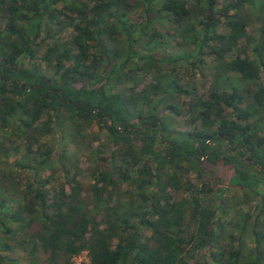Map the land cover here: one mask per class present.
Instances as JSON below:
<instances>
[{
    "label": "trees",
    "instance_id": "1",
    "mask_svg": "<svg viewBox=\"0 0 264 264\" xmlns=\"http://www.w3.org/2000/svg\"><path fill=\"white\" fill-rule=\"evenodd\" d=\"M247 6L264 18V0H0V155L19 143L28 164H16L33 170L25 183L3 174L2 190L20 196L7 200L13 208L0 200V232L15 238L8 221L30 228L29 251L49 264L82 251L92 264H264V135H256L264 131V36L255 57L239 43ZM174 44L176 57L158 56ZM178 67L208 70L206 97L175 79ZM144 74L151 79L140 92ZM161 106L190 127L174 151L157 135L161 126L167 138ZM93 123L105 143L82 133ZM128 126L141 138L121 132ZM76 151L93 159L87 185L77 179ZM6 259L0 264L13 262Z\"/></svg>",
    "mask_w": 264,
    "mask_h": 264
},
{
    "label": "rangeland",
    "instance_id": "2",
    "mask_svg": "<svg viewBox=\"0 0 264 264\" xmlns=\"http://www.w3.org/2000/svg\"><path fill=\"white\" fill-rule=\"evenodd\" d=\"M244 10H245L244 14H247V17H248L246 35L239 39L240 40L239 43L245 47L247 52L252 57H255V53L253 51V48H254L253 45L262 35L264 36V18L262 14H260V10L258 6L257 7L247 6ZM131 15L132 16L130 18L132 19V21H137L138 23L142 21V19H140L141 14L138 10H135L134 12H132ZM219 29L222 32H225L227 30L223 25ZM190 34L191 33H189V35ZM59 37H63L66 39V37H68V31L66 30L64 32H61L59 34ZM50 44L51 42H47L43 46V48L40 50V52H42L47 47V45H50ZM180 48L181 47H179V45L176 46V44H174V46L168 47L166 52H158V56L174 58L176 57V55H178ZM213 56H214L213 52H212V55H209L206 52L205 55L203 56L204 62L208 64L207 67L210 66L209 63L213 65L212 66L213 68L212 67L209 68L210 72L214 71V64H216L214 63L215 60L213 61L212 59ZM44 68L45 66H43L42 69ZM44 71L47 75H49L50 71L48 72V69H45ZM174 75L176 76L175 79H177L181 85L191 90L193 89L192 90L193 94L195 93L196 96L200 98H204L207 96L208 90H209L208 88H210V79H211L210 77L211 75L209 74L208 70L205 71L204 75L202 76L199 71H195L192 73L190 72L189 69H186V67H178L176 71L174 72ZM150 79H151L150 74H144L142 76L136 77V80L139 83L136 86V90L141 92L143 89H145L148 86ZM129 85L130 84H128V86ZM223 88L226 89V91L230 90L229 84H223ZM184 100L186 99L184 97H181L178 101L179 103H181ZM184 108H185L184 106H181V109H184ZM156 113L159 116L167 115L165 117L166 119L164 118V122L166 125L165 130L167 131L165 135L167 136L169 140H173L175 137H177L178 133L185 132V130L190 129V127L184 125L183 116L181 115L175 116L163 106L158 107L156 110ZM230 114H231V111L228 110V112H226V115H230ZM44 119L45 118H43L42 121H44ZM249 121L253 122V119L250 118ZM255 122H253L254 123L253 125L255 127H261V126L263 127V122L260 120V118H257L258 123H255ZM104 123H106V121ZM61 130H63V128H61ZM258 130L256 132L257 136L261 137L262 135H264L263 130L261 129H258ZM82 133H85L88 136L87 138L89 139L91 138V134L96 135L99 141L95 142V144L105 143L108 140L106 130L100 129L96 123H93L92 126H88L87 128H85V130ZM62 134L64 135V132ZM53 135L56 136V131L54 132V134H46L45 136H43L42 138L43 142H54L55 140L53 138ZM61 141L62 143H64V140H61ZM11 145H12L11 147H17L18 150L15 151L14 149L11 148L10 150L7 151L6 155H0V200H4L8 208H13L15 205V201H12V200L7 201V200L10 199V197H12L13 195L18 197L17 196L18 194L20 196V193L18 191L17 192L14 191V194H13V192H4L2 190L1 183H2V180L4 179L3 174H6L7 170L14 171L15 174L17 173V177L15 180L19 179L20 183H25L27 180L33 177V170H27V169L21 168L16 164L17 161H19L22 158V155L24 153V147L21 144L16 143V142L12 143ZM65 150L67 151V154L69 155V154H73L76 148L73 143H69L67 146H65ZM76 154H77V160L79 162V167L81 169V172L78 174L77 179L83 184L87 185L92 182V178L87 172V167L89 165L93 166L92 164H89V162L92 161L93 159L92 158H90V160L89 158L87 159V155L85 154L84 151L79 152V153L76 151ZM21 162L27 163V160H23L22 158ZM47 173H49V171L45 169L43 171V174L46 175ZM209 174L217 177L216 168H211L209 170ZM191 179L194 183H200L203 178L193 175ZM216 183H217V186L222 185L221 181L220 182L216 181ZM69 186H70L69 183L66 184V188L68 190H69ZM235 191L237 190L229 187L228 194H232ZM182 195L183 193L181 194L177 193L175 194V198H181ZM213 196H214V193L211 194V197ZM234 210H230L229 216H231V218L236 217V213L233 212ZM7 223L8 225H10L12 232L15 233L14 235L15 240L10 239L9 235L3 233V231L0 232V255H4L7 257L5 262L8 263L10 262V260H12L13 262L11 264H49L48 260L46 259L47 258L46 254L38 252V254L34 255V254H31V252L29 251L30 245L32 244L30 241V236L28 235L29 232L32 231L30 228H25L23 227V225L17 226V224H14L9 221ZM21 240L23 241L22 244L17 245V243ZM5 243L9 244L10 247H13V249H10V251L6 250L3 247ZM19 247H22V249H20ZM57 264H63V263L59 261ZM69 264H92V263L88 259L87 252L82 251L76 256H74L71 259Z\"/></svg>",
    "mask_w": 264,
    "mask_h": 264
},
{
    "label": "flooded vegetation",
    "instance_id": "3",
    "mask_svg": "<svg viewBox=\"0 0 264 264\" xmlns=\"http://www.w3.org/2000/svg\"><path fill=\"white\" fill-rule=\"evenodd\" d=\"M53 92H54V91H53ZM157 126H158V122H156L155 125H151V124H150V127H152V128H156ZM139 128H142V129H143V128H144V125L140 126ZM120 130H121V132H122V131H127V132H129L130 135H131L132 137L136 136L137 138H141V133H140V131L138 130V128H136V127L128 126V127H126V128H120ZM157 135L160 137L162 144H163V145H166L165 152H167L168 150H171V151L176 150V147H175V143H174V141H173V140H169L168 138H165V137L163 136V129H162L161 126H159V130H158ZM176 154H178V152L175 153V155H176Z\"/></svg>",
    "mask_w": 264,
    "mask_h": 264
}]
</instances>
